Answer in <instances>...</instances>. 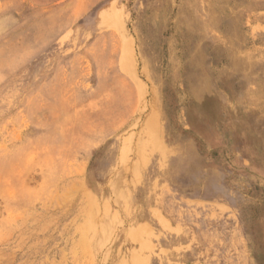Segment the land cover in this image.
Here are the masks:
<instances>
[{
	"label": "rangeland",
	"instance_id": "1",
	"mask_svg": "<svg viewBox=\"0 0 264 264\" xmlns=\"http://www.w3.org/2000/svg\"><path fill=\"white\" fill-rule=\"evenodd\" d=\"M0 264H264V0H0Z\"/></svg>",
	"mask_w": 264,
	"mask_h": 264
}]
</instances>
